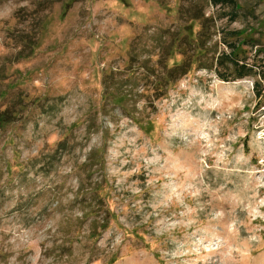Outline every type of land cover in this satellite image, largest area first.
I'll return each mask as SVG.
<instances>
[{
	"label": "rangeland",
	"instance_id": "obj_1",
	"mask_svg": "<svg viewBox=\"0 0 264 264\" xmlns=\"http://www.w3.org/2000/svg\"><path fill=\"white\" fill-rule=\"evenodd\" d=\"M236 1L0 0V264H264V1Z\"/></svg>",
	"mask_w": 264,
	"mask_h": 264
},
{
	"label": "trees",
	"instance_id": "obj_2",
	"mask_svg": "<svg viewBox=\"0 0 264 264\" xmlns=\"http://www.w3.org/2000/svg\"><path fill=\"white\" fill-rule=\"evenodd\" d=\"M209 4L211 7L216 8V7H220L227 10V12L225 13H221L219 15V19H226L229 23H233L236 22L237 19L239 18V13L241 12V8L239 7V5L237 4L236 0H208ZM264 1V0H262ZM222 9V10H223ZM246 17H253V12H249L247 15H245ZM229 37L230 38H239V33L238 32H230L229 33ZM229 48H230V55L228 56H223L220 57V59H217L216 62L219 63V65L222 67H226L227 64H231L234 68V80H240V79H244L246 77L249 76H253V67H248L246 64H240L237 63L236 61H234V59L232 58V56H236V47L235 45L232 44H228ZM188 67V63L185 62L182 66H181V71H184L182 74L185 75L188 71L187 69ZM259 75L263 76L262 78L264 79V63L261 67V72L259 73ZM218 76V75H217ZM220 77H218L221 81L223 82H228L229 77L227 76H223L222 74L219 75ZM257 86L255 84L254 89H257ZM7 122L6 118H5V113L0 114V126L2 125V123Z\"/></svg>",
	"mask_w": 264,
	"mask_h": 264
}]
</instances>
